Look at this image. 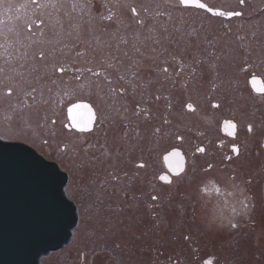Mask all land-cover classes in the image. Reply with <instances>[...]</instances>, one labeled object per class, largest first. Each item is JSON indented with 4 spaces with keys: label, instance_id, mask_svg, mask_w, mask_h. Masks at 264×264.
<instances>
[{
    "label": "rangeland",
    "instance_id": "374dc122",
    "mask_svg": "<svg viewBox=\"0 0 264 264\" xmlns=\"http://www.w3.org/2000/svg\"><path fill=\"white\" fill-rule=\"evenodd\" d=\"M17 1L21 0H3L0 4V10L6 11L0 17H7L6 31L0 36V59L2 60L0 68L3 69V72H0V135L8 139L32 143L45 154L49 153L54 157L62 153L61 149L64 144L75 141L77 134L67 130L64 126L68 123L66 109L64 112L56 110L57 97H43L35 105L30 103L34 96L33 92L37 90L32 88L40 85L44 76L56 73L64 61H70L67 62L70 70L81 67L83 61L74 60L77 56L73 58L70 55L72 50L67 43L63 45L62 50L55 47L52 55L40 59L41 52H44L43 47H53L54 43L50 41V38H56L57 35L63 33L56 32L55 29L62 21L60 16L64 10L57 8L56 0H35V2L22 0L23 4H18ZM155 1L108 0L109 3L111 2L112 9L118 8L122 12L120 24H118L120 32L124 28L131 31L136 27V30L146 35L144 43L151 42L148 44L149 47L140 42L141 51L144 45L148 53L156 49L161 50L160 47L164 46V43L158 38H162V34L166 32H171L172 44H178V47L185 49L184 51L188 49L185 58L188 64L184 67L183 74H177L176 83H179L180 76L187 75V73L190 74V80L197 81L202 76L205 86L192 97V100L197 103L198 112L190 115L181 112L180 105L177 104L180 99H176V96H181V94L179 91L175 93L176 96L173 92L170 94L167 82L161 89L157 86L161 98H156L158 91L157 93L149 91L155 83L150 82L147 77L144 78L142 84L146 85V88L142 85L128 87L129 90H126L128 94L125 96H127L126 101L130 103L125 107L120 105V121L115 122L118 132L120 130V148L123 150L121 160L124 163L120 170L125 175L128 171L136 174L133 162L137 159L141 161V158L151 154L150 151L154 148L155 157L152 160V169L156 175L154 174V179L150 180V175L142 168L138 169V179H135L133 174L130 175L132 177L129 178L131 192L133 196L137 192L140 194L139 201H136L135 197L131 201H125L120 194V197L112 200L114 207L112 206L111 211L105 216L103 215L105 211L92 212L88 211L87 207L84 210V221L79 230L75 229L74 240L71 244L66 249L42 257L41 264H204V261L210 258H213L214 264H264V208L258 206L257 212H252L249 218L251 220L244 226L229 231L224 225L215 224L216 222L213 221L212 214H218L221 209L214 212L211 206L215 202L212 199L209 202L201 198L204 195L201 185L210 181L205 183L202 181L205 174L200 175L199 172L198 174L195 172L183 175L175 179L172 184L162 183L159 180L160 172L163 171L162 154L169 148H181L184 153L190 155L195 153L193 141L197 144L208 141L211 148L215 150L217 142L222 137L218 132L222 119L235 117L242 123V127H245L247 123L258 126L260 122L264 123V98L259 105H254L244 83L248 76H251V72L261 73L260 68L264 66V57L256 54L259 53L256 52L259 48L264 49V8H262L264 0H246L243 6L239 4V0H206L214 7L242 11L244 17L236 19V22L209 19L206 15L193 12H177L165 8L160 10L159 5L154 3ZM52 2L55 7H51ZM15 3L17 7L13 9L12 6ZM8 5L11 6L8 7ZM42 5L48 6L42 7ZM133 7L140 12V17L143 19L142 25L134 23L136 19L133 18L131 11ZM106 8L109 10V4ZM57 11H59L58 14ZM160 11H168L171 21L163 22L161 19L163 15L160 16ZM122 17H127L126 21L129 24L124 25ZM84 18L81 17L76 24L82 23L83 20H87L86 23L89 22L88 20L91 22V18ZM38 21H42L43 24L39 25ZM86 23L85 26L88 27ZM154 26L157 28L156 34L150 37V31L147 29ZM11 27L12 30H10ZM90 28L89 33L92 32V34L78 35L75 41L70 40V42L86 41V37L97 33L94 23ZM116 28H118L116 25L111 24L107 27L108 30ZM111 30L109 32L114 33ZM65 34L68 35V33ZM95 36L98 37V35ZM41 37L49 43L42 41ZM33 38L40 39V42L37 41L35 47L28 46L30 42L33 43ZM92 42L96 45L87 44L85 49L88 50L83 51L84 56L80 58L84 59L88 53L90 57L99 56L102 51H106L103 42L97 43L94 40ZM120 43L124 47L127 44L121 40ZM25 48L29 50L23 55ZM126 48L128 50L120 51L121 55L125 52L132 55V51L137 50L134 47L132 49V45ZM191 49H199L201 52ZM246 53L250 55L244 56ZM128 54L120 55V57L131 60L132 56ZM23 58L34 62L32 71L29 72L32 79H35L31 87L32 91L27 92L23 99L19 98L20 93L16 91L11 96L5 95L7 89L13 87L11 78L16 72V69L10 68L14 67L10 64L22 61ZM139 60L140 64L136 70L141 69L145 63L153 65L148 60L144 62V58L139 57ZM225 60H228L230 66L220 67L225 64L223 62ZM45 63L46 65L51 64L46 70ZM35 64L38 65L41 76L34 73ZM122 64L124 66L120 67V80L123 77L128 78L125 77L128 62ZM217 64H219L218 67ZM248 64L251 65V69L244 74V66ZM95 65L97 66L96 63ZM16 68L20 70L22 67ZM145 72L146 69L138 74L143 75ZM48 86L45 92L50 93L54 89H51L50 84ZM136 88L140 90L137 91ZM146 89L147 95L143 92ZM167 93L170 95V103ZM215 102L223 103L224 108L222 104L221 106L218 104L221 108L217 109L213 104ZM136 105L137 107L133 110L132 108ZM163 105L172 106V108L163 110ZM134 111H137L139 121L136 116H133ZM148 111L152 114H146ZM21 116H26L27 120L21 121ZM123 116L124 119L126 118L124 123H134L125 133H123L124 127L121 123ZM54 119L58 121L61 119L62 124L55 126L51 123ZM228 122L234 123V121H226V125H229ZM179 136L185 139L183 143L178 141ZM263 136L264 128L252 134L247 140L252 145V152L245 160L237 161L234 165L235 169L229 165L222 167L223 160L214 161V156L211 154L202 157L206 164L200 169L214 164L215 170L212 173L219 169L233 173L236 176L235 180L246 181L249 191L256 192L260 198L258 201L262 202L264 147L261 141ZM43 140H47L48 143H43ZM150 144L151 147H146ZM136 150H139V153ZM200 159L199 155H195L194 160L199 161ZM108 172L107 167L106 173ZM227 179L229 183L234 182V179L231 180L230 177ZM217 180L218 183L224 182ZM211 189L217 190L218 185H213ZM69 194L72 195L71 190ZM126 203L130 205L125 209L118 208V204L122 207ZM198 203L200 209L204 207L202 210L207 211V214L209 212L207 217L203 212L195 211L194 204L198 205ZM251 221H255L256 224L252 225Z\"/></svg>",
    "mask_w": 264,
    "mask_h": 264
},
{
    "label": "flooded vegetation",
    "instance_id": "af4514ba",
    "mask_svg": "<svg viewBox=\"0 0 264 264\" xmlns=\"http://www.w3.org/2000/svg\"><path fill=\"white\" fill-rule=\"evenodd\" d=\"M201 2L206 4L209 8L219 9L225 12L230 11L223 9L222 7L211 6L206 0H201ZM17 3L23 4L24 2H22L21 0L17 1ZM17 3L13 4V9L17 7ZM56 3L58 4L57 8L63 9L64 11H62L64 13L61 12L60 18L62 19V21L58 24V26H56L55 30L56 32H63L64 34H59L56 38H50V41L54 43L53 47H43L44 52H41L40 59H44L46 56L52 55L55 47H57L59 50H62L63 45L67 43V45H69L70 49L72 50V53H70V55L73 56V58L77 56V58H75L74 60L81 59L83 63L81 67H79V65V68L70 70L67 66V62L70 61L67 60L60 65V68L64 69L63 73L58 70L56 71V73L49 74V76H44L41 81L42 83H40V85H38L36 88L35 86L34 88H32L37 90L35 93L33 92L34 96L32 97L30 103L32 105H35L43 97H57L56 110L64 112V110L66 109L65 111L67 114L68 123H65L64 126L66 127V125H68L69 127H66L67 130L77 134V138L75 139V141H72L70 143L67 142V144H64L61 149L62 153H58L57 156L53 157L49 153L41 154L47 160L57 162L61 169L68 174L69 178L66 186V192L77 208L79 215L77 230H79L82 222L84 221V210L87 209V207L88 211L91 210L92 212L105 211L103 213V215L105 216L114 207L112 200L120 197V194L121 196H123L122 199L125 201H131L133 197H135L136 201L140 200V194L138 192L133 196L131 192V184L129 183V178H132L130 177V175L132 174L135 179H138V169L142 168L146 170L148 172V175H150L149 179H154L155 173L152 169V160L155 157V153L153 152L154 148L150 151L151 154L143 156L141 158V161L137 159L133 162V164L135 163L133 165V169L135 168L136 174L128 171L126 176L120 170L121 165H123L124 163L121 160V153L123 152V150L120 148V130L118 132V128L115 125V122L120 121V105H123V107H125L126 104L129 105L130 103L126 101L127 96H125L126 94H128V87H131V85L141 86L144 83V78L147 77L150 82L155 83L150 88L151 90L149 89V91H151V93H157L158 91L156 98H161L157 86H159V88L161 89L162 86H164V84L166 85L167 82L170 94L172 92L175 94L178 91L181 94V96H176L175 94L176 99H180L177 103L180 105V111L186 115H190L192 113L194 114L198 112L197 103L192 100V97L193 94H197L198 92H200L202 87L204 88L205 82L203 81L202 76L199 77L197 81H195L194 79L190 80V74L187 73V75L180 76L179 83H176L177 74H183L184 67H186L188 64L185 60V58L187 57L188 49L184 51L185 49L183 47H178V44H172V40L170 37L171 32L163 33L161 36L162 38H158V40H161L164 43V46L160 47L161 50L159 49L160 52L158 49H156L154 52L148 53L146 52L145 48L146 46L149 47L148 44L151 42H149L148 40L149 43L145 44L144 41H146V35L140 33L139 30H136V27L131 31H127L128 28H124L120 32V26H118V24H120V15L122 16V12H120V9L118 8L112 9L113 7L111 8L110 5L111 2L109 3L108 0H56ZM154 3H157L159 5L160 10L165 8L177 12H193L199 15H206L209 19L226 20L228 22H236V19H242L244 17V14L241 16H233L231 18L227 16L214 15L211 12H208L206 9H201L194 6L185 7L181 5L178 0H156ZM108 4L109 10H107L106 8ZM52 5L53 2L51 4V7ZM70 8L71 11H69ZM262 8H264V6H262ZM167 12L168 11H160V16L163 15V17L161 18L163 22H165L166 20H168L169 22L171 21V17L169 18V13ZM3 13H6V11L0 10V15ZM58 13L59 11H57V14ZM137 13L138 15H133V18L136 19V22L134 23H139V21L143 20L140 17V12L138 11V9ZM109 16L111 17L110 19L108 18ZM81 17L91 18V22L90 20H88L89 22L86 23L87 20H83L82 23L76 24L77 20H81ZM6 18V16L0 17V36L6 31ZM121 19L125 22L123 23L124 25L129 24V22L126 21L127 17H122ZM85 23L86 25H88V27L85 26ZM93 23L96 27L95 31L97 33L93 34V36L91 37H86V41L79 40L78 43L70 42V40L77 39L78 35L82 36V34L84 33H87V35L92 34V32H89L91 29L90 26ZM38 24L41 25L43 24V22L38 21ZM110 24L116 25L118 27L116 29H112L114 31V33L112 32L113 34L109 32L111 29H107L108 25ZM139 24L142 25L141 23ZM149 28L147 30L150 31V37H154L157 28L155 26ZM12 29L13 28L11 27L10 30ZM51 30L54 29L51 28ZM65 33H68V35H66ZM95 35H98V37H96ZM149 39L154 40L151 38ZM39 40L37 38H33V43L30 42L28 46L33 45L35 47V45L37 44L36 42ZM93 40L97 43L103 42V47L106 48V51H102L99 56L92 55L90 57V54L88 53L84 59L80 58L81 56H84L83 51L87 52L88 49H85V46L87 44H91L92 46L96 45V43L92 42ZM120 40L123 41V43H127L125 47L122 46ZM42 41L44 40L42 39ZM44 42L49 43V41ZM140 42L146 45L143 46V51L139 49V47L141 46ZM119 44L120 47H118ZM130 45H132V49L134 47V49L137 48V50H133L132 55L128 54L127 52L121 55L120 51L128 50V48L126 47ZM28 50L29 48H25L23 50V55ZM191 50H197V52H201V50L199 49ZM256 52H259L256 53L257 55L264 57L263 48H259L258 50H256ZM125 54H128V56H132L131 60H125V57H120V55L123 56ZM247 55L250 54H244V56ZM139 57L144 58V62L148 60L153 64L148 65L147 63H145L142 65L141 69H146V72L143 75L138 74L142 71L141 69L136 70L138 68V65L140 64L138 63L140 61ZM0 61L2 60L0 59ZM123 62H128V67L125 68L127 75H125V77L128 78L125 79L123 77L120 80V67L124 66L122 64ZM223 62L225 64L221 65L220 67L225 65L230 66V64H228V60H225ZM95 63L97 64V66L95 65ZM161 63H163L164 65ZM33 64V61L25 59L15 63L12 62L10 64L14 66L10 68L16 69V72L12 74L14 76L11 78L13 85V87L11 88L12 94L14 93V91L20 93L19 98H25L27 92L32 91L31 87L35 79H32V76H30L29 72L32 71ZM6 65L10 66L9 64ZM49 65L51 64H44L45 70ZM205 65L209 64L205 63ZM159 66L161 68H158ZM211 66L214 65L211 64ZM216 66L218 67L219 64H217ZM16 67L22 68L19 70ZM37 67L38 65L35 64V68L33 69V71L35 74H40ZM165 69H167V71H165ZM250 69V64L244 66V74H247ZM260 71L261 73L257 74L251 72V76L249 75L247 80L244 81V83L246 84V90L250 94L249 97H252L254 105H259L261 100H263L264 98V93L255 91L251 84V80L253 77H256L258 81L264 83V66L260 68ZM49 84L51 89H54L50 93L45 92L48 90ZM142 87L146 88V85H142ZM121 89H123V92H121ZM136 90L139 91L140 89L136 88ZM143 92H145L144 94L147 95V89ZM44 94H47V96H44ZM167 97H169L170 103V95L168 93ZM74 103H87L95 112V120L92 123L90 131L80 132L74 128L70 129L71 122L68 117L67 109ZM188 104L193 105L194 110L189 109L187 107ZM213 104H220V106L221 104L223 105V103L221 102H215ZM220 106L216 108L219 109L221 108ZM136 107L137 105L132 109L134 110ZM171 108L172 106H162L163 110ZM222 108H224V105ZM137 114V111L133 112V116H136V119ZM146 114H152V112L148 111ZM186 118L187 117H185V119ZM125 119L124 116L121 118V123L124 127L123 133H125L128 128L130 126L132 127L134 124L133 122L132 124L124 123ZM54 120L56 121V123L54 124L55 126L62 124L61 119H59V121L56 119ZM137 121L139 120L137 119ZM226 121H234L235 125H232L233 127H230L232 128L231 130L230 128L229 130H226ZM220 124L221 125L218 132L222 137L217 142L215 150L211 148L208 141L202 144H197L193 141L192 143L195 150L193 151L195 153H191L190 155L184 153L181 148H174L178 149L185 157L184 170L181 173L177 174V172L181 170V167H177L174 161L167 164L164 160L165 155L174 149L169 148L168 151L163 153V171L160 172L159 180L162 183L172 184L175 179H178L183 175H189L190 173L195 172L197 174L199 172L200 175L205 174V177H202V181H204V183L208 180L210 181H208L206 184L201 185V189H207V191H204V195L201 196V198L203 200H208L209 202H211L210 200L212 199L215 202L211 206L214 212L218 211L219 208L221 209V212H218V214H212L213 221L216 222L215 224H219L221 226L224 225L229 229V231H233L240 226H244L249 220H251L249 218L251 217L252 212H257L258 206L260 208H264V183L262 186V202H259L258 200H260V198L259 196H257L256 192L249 191V187L246 186V181H236V176L233 173H230L229 171L224 172L220 169L217 172L212 173V171L215 170L214 164H209L211 165V168H209V165H207L205 169H200L204 166V164H206V161H204L202 157L211 154L214 156V161L223 160L224 164L222 165V167H226V165H229L234 167L235 169L234 165L237 161H243L248 156H250V153L252 152V145L249 144L247 140L252 136L253 133L258 130H262V128H264V123L260 122L259 126L257 124L254 125L252 123H247L245 127H242V123H240L235 117H227L222 119ZM249 124L252 125L251 132L248 131ZM170 130L171 128L169 129V131ZM180 138H182V136L178 137V141L183 143L185 139ZM3 140L25 143L17 139L4 138ZM261 144L264 147V136ZM234 146L239 149V155H236V153L234 152ZM146 147H151V144L146 145ZM201 147L205 149V151L202 153L197 151V149ZM111 149L114 150L112 151ZM136 151L139 153V150ZM195 155H199L201 159L199 161L194 160ZM69 157L70 159L68 160ZM228 157H231V159H228ZM141 164L144 166L140 167L139 165ZM107 167L109 168L108 173H106ZM162 176L168 177V180H170L171 183L166 180H162L160 178ZM227 177H230L231 180L234 179V182L229 183L227 181L229 180L227 179ZM217 179L223 180L224 182L220 181L218 183ZM213 185H218L219 192L216 189H211ZM69 190H71L72 195L69 194ZM117 193H119V195H117ZM128 205L130 204L126 203L122 207H120V204H118V208L125 209ZM194 205L195 211L203 212L206 217L207 215H209V212L207 214V211L202 210L204 207H201L200 209L199 203L198 205ZM137 207L140 209L139 206ZM233 224L236 225L235 228L232 227ZM251 224L255 225L256 222L251 221ZM208 260H211L212 264H214L213 258H210Z\"/></svg>",
    "mask_w": 264,
    "mask_h": 264
},
{
    "label": "water",
    "instance_id": "95a60500",
    "mask_svg": "<svg viewBox=\"0 0 264 264\" xmlns=\"http://www.w3.org/2000/svg\"><path fill=\"white\" fill-rule=\"evenodd\" d=\"M79 111L86 121L88 111ZM26 144L0 140V264H41L43 256L68 244L78 223L66 194L68 175ZM169 154L166 163L174 161L183 171L184 155Z\"/></svg>",
    "mask_w": 264,
    "mask_h": 264
},
{
    "label": "snow or ice",
    "instance_id": "6c2138e0",
    "mask_svg": "<svg viewBox=\"0 0 264 264\" xmlns=\"http://www.w3.org/2000/svg\"><path fill=\"white\" fill-rule=\"evenodd\" d=\"M33 2H35V0H33ZM178 2L181 5L185 6V7L194 6V7H198V8H201V9H206L208 12H211L214 15L227 16L229 18H231L233 16H241V15H243L242 11H227V12H225L223 10L209 8L206 4L202 3L201 0H178ZM245 2H246V0H239V4L241 6H243L245 4ZM0 3H3V0H0ZM10 6L11 5H8V7H10ZM47 6L48 5H42V7H47ZM52 6L55 7L54 4ZM131 11H132L134 16L138 15L136 8L133 7L131 9ZM108 18L110 19L111 17L109 16ZM139 23L143 24V21L141 20V21H139ZM59 71L61 73H63L64 69L60 68ZM165 71H167V69H165ZM0 72H3L2 68H0ZM251 84H252V86H253L255 91H257L259 93H264V83L258 81V79L256 77L252 78ZM121 92H123V89H121ZM5 95L11 96L12 95V89L8 88L6 93H5ZM187 107L189 109L194 110L193 109V105H191V104H188ZM214 107H218V105H214ZM81 109H86L88 111V119L86 121L80 118V111L79 110H81ZM67 111H68L69 117L71 119L70 129L74 128V129H76L77 131H80V132L90 131L91 130L90 126H91L92 122L95 120V112L92 110V107L89 104H86V103H74V104L71 105V107H69L67 109ZM20 120L21 121H26L27 117L26 116H21ZM51 123L55 124L56 121L52 120ZM66 127H69V126L66 125ZM248 131L249 132L252 131V125H250V124L248 125ZM53 135H54V133H53ZM4 138H5L4 135H0V140H3ZM180 139H182V138H180ZM43 143L47 144L48 141L47 140H43ZM233 150L236 153V155H239V149L238 148H236L234 146ZM197 151L202 153V152L205 151V149L203 147H201V148H198ZM169 155L173 156V157H180L181 153L178 150H173V152H171ZM228 159H231V157H228ZM139 166L143 167L144 165L141 164ZM177 167H179V165H177ZM209 168H211V165H209ZM181 171H182V169H181ZM177 174H179V173L177 172ZM160 178L162 180H166L169 183H171V181L168 180V177H166V176H162ZM204 191H207V189L205 188ZM217 191L219 192V189H217ZM153 199H157V197H153ZM232 227L235 228L236 225L233 224ZM204 264H212V261L211 260H206V261H204Z\"/></svg>",
    "mask_w": 264,
    "mask_h": 264
},
{
    "label": "bare ground",
    "instance_id": "6f19581e",
    "mask_svg": "<svg viewBox=\"0 0 264 264\" xmlns=\"http://www.w3.org/2000/svg\"><path fill=\"white\" fill-rule=\"evenodd\" d=\"M74 240V239H73ZM65 249H66V247H65Z\"/></svg>",
    "mask_w": 264,
    "mask_h": 264
}]
</instances>
